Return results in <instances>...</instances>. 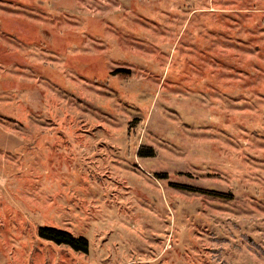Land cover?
Instances as JSON below:
<instances>
[{
	"label": "rangeland",
	"instance_id": "1",
	"mask_svg": "<svg viewBox=\"0 0 264 264\" xmlns=\"http://www.w3.org/2000/svg\"><path fill=\"white\" fill-rule=\"evenodd\" d=\"M0 264H264V0H0Z\"/></svg>",
	"mask_w": 264,
	"mask_h": 264
},
{
	"label": "trees",
	"instance_id": "2",
	"mask_svg": "<svg viewBox=\"0 0 264 264\" xmlns=\"http://www.w3.org/2000/svg\"><path fill=\"white\" fill-rule=\"evenodd\" d=\"M129 74L128 70H116L112 72L111 74L116 76L118 74ZM137 156L139 158L141 157H153L154 153L152 148H145V147H140L137 152ZM165 176H163L164 178ZM195 193H201L205 194L208 196H215V197H229L231 198V195H225L221 193H216L212 191H205V190H199L196 188H183ZM37 235L40 239L53 243L56 246H64L67 248H70L72 251L75 253H82V254H87L88 252V241L86 238L83 237H74L70 233L55 229V228H49V227H40L38 228Z\"/></svg>",
	"mask_w": 264,
	"mask_h": 264
}]
</instances>
